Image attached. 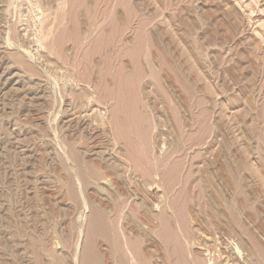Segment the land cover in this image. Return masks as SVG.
<instances>
[{"label": "rangeland", "instance_id": "374dc122", "mask_svg": "<svg viewBox=\"0 0 264 264\" xmlns=\"http://www.w3.org/2000/svg\"><path fill=\"white\" fill-rule=\"evenodd\" d=\"M71 150L158 182L155 226ZM120 201L117 247L264 264V0H0V264H79L90 205Z\"/></svg>", "mask_w": 264, "mask_h": 264}, {"label": "bare ground", "instance_id": "6f19581e", "mask_svg": "<svg viewBox=\"0 0 264 264\" xmlns=\"http://www.w3.org/2000/svg\"><path fill=\"white\" fill-rule=\"evenodd\" d=\"M102 114L103 113H101V115ZM104 115H106V114H104ZM70 153H71V159L76 164L77 169H78L79 174H80V177H78V179L82 184L83 183L85 185H87L89 183L94 184V185L103 184V185L110 187V189H112L113 191L116 190L117 193H119V191H122L125 194L127 193V194H129L130 197L133 194L132 192H136L137 193L136 195L140 196V198H139L140 203L138 206L140 207L141 211L140 210L139 211L142 213L141 215L145 218V220L147 221L149 226H152V227L155 226V224H156L155 212L158 211L159 207H158V205L153 203L154 201L152 202V200H154L155 197L154 198H151V197L154 196V195L152 196L153 190L158 187V184H157L158 182H153L154 180L153 181L149 180L148 183H146V182L145 183H139L138 180L134 179L135 177H133V174L135 172L132 174V176H131V174H129L131 176V179L129 178L130 180L122 177L123 175L128 174L129 169L122 164L120 159L114 158L110 153H109L110 155H106L104 158V160H106V162H108V164H107L108 166L105 167L104 170L100 169L99 171L91 169L85 162L82 161L80 155L78 153H76V151L71 150ZM152 166L153 165H149V161H148V165L146 167H147V170L151 173L153 170L155 171V168H152ZM137 174H138V172H137ZM113 177L120 179L121 181L118 182L117 179L113 180ZM156 178H158V177H156ZM82 184H80V185H82ZM122 192H120L119 194H121ZM122 195H124V194L122 193ZM117 197H119L120 199L122 198V196L116 195V198ZM107 198L110 201H112L110 197H107ZM112 199H113V197H112ZM120 199H118V200H120ZM115 202H117L116 199H115ZM125 202L123 203V201H120L119 203H113L110 205H103V204H98V203H97V205H95V204L90 205V207H89V210H90L89 214L90 215H89V221H88V226H89L88 228L89 229L85 234L86 235V241H85L86 243L84 244L85 246H84L83 250L80 252V257L78 260L79 264H103L102 261H103L104 257H102L100 255L99 251L97 250L98 248H96V243H97L98 238H102L104 241L108 242L107 243L109 245L108 247H109V249H111V252H110V254H108V257H107V258L110 257V263H108V264H159L158 247H157L158 245L156 243V239H155L154 235L151 234V232L148 233V231H147V232L139 233L143 229L140 230L138 228L140 231L138 230L139 232H137V233H139V235L142 234L140 236L141 237L140 238L141 239L140 245H139V243L138 244L131 243V246L127 245L128 247L125 246L123 248V247H117V245L115 244L116 242L114 241L115 240L114 235L119 236L118 238H116V241L118 240L117 243L119 242V244H121L120 242L123 243V241L120 240V235H122V234H120V235H119V233L115 234L114 230L116 228H111L113 225L111 219L113 216L116 217V216L121 215V214L123 215V213L126 212L128 207H127V205L125 206ZM113 219H116V218H113ZM150 229H152V228H150ZM113 232H114V234H113ZM84 239H85V237H84ZM113 243H114L115 247H114V245L111 246ZM110 246L112 248H110ZM190 262H192V261H190ZM173 263H175V262H173ZM179 263H180V261H179ZM179 263H177V264H179ZM188 264H193V263L188 262Z\"/></svg>", "mask_w": 264, "mask_h": 264}]
</instances>
